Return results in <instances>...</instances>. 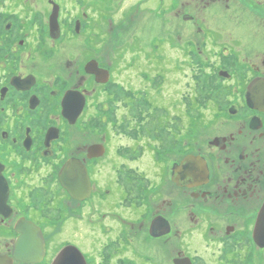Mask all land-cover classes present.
<instances>
[{
  "label": "flooded vegetation",
  "instance_id": "1",
  "mask_svg": "<svg viewBox=\"0 0 264 264\" xmlns=\"http://www.w3.org/2000/svg\"><path fill=\"white\" fill-rule=\"evenodd\" d=\"M263 207L264 0H0V264H264Z\"/></svg>",
  "mask_w": 264,
  "mask_h": 264
},
{
  "label": "rangeland",
  "instance_id": "2",
  "mask_svg": "<svg viewBox=\"0 0 264 264\" xmlns=\"http://www.w3.org/2000/svg\"><path fill=\"white\" fill-rule=\"evenodd\" d=\"M153 2H156V0H152ZM142 23V22H141ZM159 20L156 16L152 15V17L148 18L147 19V22L145 24H143L141 27H140V23L136 24L135 27L132 29L130 28L129 30H125L124 33H123V39H124V42H126L130 37L131 35L135 32H138V34L142 37V40H143V43H148L151 39H152V42L157 38L156 35L159 34ZM139 41V40H138ZM154 43V42H153ZM152 43V45H153ZM168 47L170 48V50H168V54L169 52H172L170 55H168L169 57L173 54L174 57H175V53H179L176 49L173 48V46H169ZM161 48L163 49V46H161ZM182 59L184 58V56L182 55L181 56ZM170 60V59H169ZM175 61H178L180 62V60L174 59ZM171 61V60H170ZM184 64H185V59H184ZM186 68V66H184V69ZM187 72H189L188 70H186ZM209 70H203L200 68V82H199V95H200V110H201V113H203V111L205 109L208 110L209 107H206V104H208V106L210 105V103H207L208 99L210 100V94H208V90L209 89V83L207 84L206 81H208V74H209ZM169 77H172L171 74ZM180 78V76H179ZM189 77H188V74L184 71L183 73V78H182V81H183V84H182V91L184 92L183 94H186V93H190L191 92V89L188 88V84H187V87H186V82L189 81ZM175 91V90H173ZM204 114V113H203ZM207 120V118H206ZM142 250H144V252H139V247L136 248V256L135 257V264H148L146 262H148L146 260V258H149V256H152L155 260L156 263L154 264H170V262H167L164 261V260H161V258L159 257V255H161V253L159 252V254L155 255V252L158 251L157 248H154L153 246L151 245H143V248H141ZM125 256H127L125 254ZM161 260V261H160ZM123 263L122 261L121 262H116L115 258H112L111 261H108L104 264H121ZM207 264V263H206Z\"/></svg>",
  "mask_w": 264,
  "mask_h": 264
},
{
  "label": "water",
  "instance_id": "3",
  "mask_svg": "<svg viewBox=\"0 0 264 264\" xmlns=\"http://www.w3.org/2000/svg\"><path fill=\"white\" fill-rule=\"evenodd\" d=\"M59 29L60 28L57 20V12H55V14H52L50 18L51 34L57 37L58 34L55 35V32H58ZM72 106V96L67 94L63 100V111L66 117H68L71 121H75L77 114L72 116L69 113ZM91 151L92 150H90V152ZM60 178L62 182L71 190L73 196L77 198H80L83 194V180L86 182L87 179V183L89 184L88 175H86L85 171H83V169L80 167L79 162L75 159L68 161L63 166L60 171ZM256 236L257 239L262 241L264 245V207L259 216V221L256 228ZM188 261L191 262L190 260ZM176 263L178 262L176 261Z\"/></svg>",
  "mask_w": 264,
  "mask_h": 264
}]
</instances>
